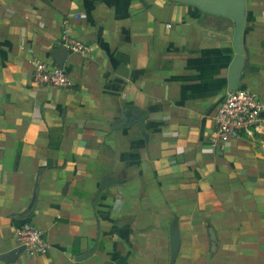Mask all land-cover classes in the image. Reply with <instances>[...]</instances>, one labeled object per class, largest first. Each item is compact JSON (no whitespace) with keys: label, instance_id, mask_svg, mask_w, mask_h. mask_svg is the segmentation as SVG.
I'll list each match as a JSON object with an SVG mask.
<instances>
[{"label":"crops","instance_id":"0c3cea01","mask_svg":"<svg viewBox=\"0 0 264 264\" xmlns=\"http://www.w3.org/2000/svg\"><path fill=\"white\" fill-rule=\"evenodd\" d=\"M233 29L181 0H0V264H264V138L211 140ZM61 47L70 86L37 84ZM242 47L264 106V0ZM23 227L47 251L7 261Z\"/></svg>","mask_w":264,"mask_h":264},{"label":"built area","instance_id":"2783aa9c","mask_svg":"<svg viewBox=\"0 0 264 264\" xmlns=\"http://www.w3.org/2000/svg\"><path fill=\"white\" fill-rule=\"evenodd\" d=\"M71 50L82 52L86 47L74 43ZM34 81L39 85L68 88L70 80L62 67L55 64L34 63ZM215 129L211 140L213 143L226 144L242 138L254 136L264 138V106L247 90L237 89L226 93L218 104L215 114ZM18 247H23L29 255H43L47 245L42 241L41 232L23 227L15 231Z\"/></svg>","mask_w":264,"mask_h":264},{"label":"water","instance_id":"95a60500","mask_svg":"<svg viewBox=\"0 0 264 264\" xmlns=\"http://www.w3.org/2000/svg\"><path fill=\"white\" fill-rule=\"evenodd\" d=\"M182 2L197 8L200 12L211 14L215 16L230 19L233 22V40L232 49L234 51V58L228 68L227 72V93L237 89L244 90V86L239 84L241 72L244 66V52L242 47V39L246 21V0H181ZM71 53L65 47L58 48L52 54L55 63L59 67L63 64ZM176 249L175 238L171 242V259L174 257ZM24 251L23 247H19L4 259L13 261L16 254Z\"/></svg>","mask_w":264,"mask_h":264}]
</instances>
